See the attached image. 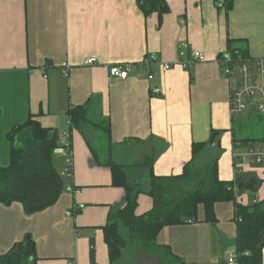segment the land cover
<instances>
[{
	"label": "crops",
	"instance_id": "crops-1",
	"mask_svg": "<svg viewBox=\"0 0 264 264\" xmlns=\"http://www.w3.org/2000/svg\"><path fill=\"white\" fill-rule=\"evenodd\" d=\"M165 2L167 11L146 16L137 0H0V146L6 145L10 160L8 132L35 114L43 126L59 130L61 144L66 134L71 137L69 183L75 188L34 214L20 202L0 203V254L31 237L37 264H92L93 239L95 262L109 264L103 227L126 196L113 185L109 159L125 165L130 180L143 186L138 214L153 206L143 157L153 156L156 175L180 174L193 157L194 142L207 143L201 155L217 161L222 180L240 174L261 181L254 194L240 191L238 201L264 200V159L255 162L248 154L264 146L253 141L264 134L248 131L252 121L264 130V115H233L230 84L218 61L230 39H245L252 61L264 58V0H235L232 9L224 0ZM184 42L204 51L207 60L163 72L161 63L176 61ZM152 53L158 62L143 66V57ZM89 57L98 63L85 65ZM119 62L133 64L125 79L109 74V66ZM85 103L91 121L71 130L68 110ZM95 123L110 124L108 159L99 156L85 131ZM0 159L10 162L1 153ZM66 163L63 147L57 148L56 166L62 171ZM79 204L84 207L67 214ZM215 212L216 223L204 221L201 208L199 221L164 227L158 242L185 264H227L237 235L235 207L218 202Z\"/></svg>",
	"mask_w": 264,
	"mask_h": 264
},
{
	"label": "trees",
	"instance_id": "trees-1",
	"mask_svg": "<svg viewBox=\"0 0 264 264\" xmlns=\"http://www.w3.org/2000/svg\"><path fill=\"white\" fill-rule=\"evenodd\" d=\"M224 1L227 9L234 7L235 0ZM137 3L146 16L156 11L161 15L168 10L165 0H137ZM228 50H238L241 56L251 60L245 39H230ZM249 112L264 115L254 109ZM67 113L71 130L91 121L88 103L73 106ZM95 126L104 129L109 138L110 124ZM7 137L11 144L10 162L7 166L0 165V203L20 202L27 214L55 204L66 187L72 185L69 183L72 172L70 177L63 176V170L55 164V150L64 146L68 160L72 161L71 137H68V146L62 145L59 130L43 126L35 114L15 125ZM134 141L138 138L125 139V142ZM253 141H264V137ZM206 145V142H194L192 159L186 163L183 172L176 175H156L153 156L147 154L143 157L140 164L150 170L147 194L152 198L153 206L142 214L137 213L139 195L144 191L141 183L130 180L125 165L109 159L113 185L124 188L126 194L124 206L111 210L103 227L109 264H138L145 254L159 258V264H185L170 246L158 242L159 233L169 225L199 221L201 208L204 221L216 223L215 206L218 202H233L235 207L237 235L233 246L237 264H264V200L253 198L245 205L237 199L240 191L254 194L261 181L256 178L246 180L240 174L233 181L222 180L217 161H207L198 167L196 158ZM93 153H96L94 149ZM123 227L126 229L124 233L121 231ZM90 252L92 264H97L93 239ZM37 261L35 242L31 237L0 254V264H37Z\"/></svg>",
	"mask_w": 264,
	"mask_h": 264
},
{
	"label": "built area",
	"instance_id": "built-area-1",
	"mask_svg": "<svg viewBox=\"0 0 264 264\" xmlns=\"http://www.w3.org/2000/svg\"><path fill=\"white\" fill-rule=\"evenodd\" d=\"M207 54L190 46L188 42L182 43L177 60L174 62H162L161 70L163 72L171 69L175 65L189 68L199 61H206ZM158 55L155 53L148 54L143 57L141 63L145 67H150L157 63ZM218 61L222 70L230 84V103L233 115H239L254 109L264 114V58H258L253 62L245 59L240 55L238 50H227L220 55ZM98 63L97 58L89 57L84 60L85 65H95ZM133 64L130 62H119L109 66V74L115 78H127L132 72ZM154 74H149V78H153ZM62 145L68 146V138L62 139ZM65 156L67 157L66 167L63 170V176H71L72 161L68 160L66 148L63 146ZM251 160L261 162L264 159V146L252 147L248 152ZM68 191H75L72 185L66 187ZM84 207V204L73 205L67 211L68 215H74L77 211ZM219 263V260H215ZM227 264H237L234 251H230L226 258ZM69 264H75L70 262Z\"/></svg>",
	"mask_w": 264,
	"mask_h": 264
},
{
	"label": "rangeland",
	"instance_id": "rangeland-1",
	"mask_svg": "<svg viewBox=\"0 0 264 264\" xmlns=\"http://www.w3.org/2000/svg\"><path fill=\"white\" fill-rule=\"evenodd\" d=\"M262 126H264V124ZM85 131H86L87 135H89V138L91 139V141H92V143L94 145L93 147L95 149H97V152H98L99 156L101 158H103V159H108V157H109V155H108V149H109L108 142H109V139H108L107 132L104 129H100V128H98V129H96V128L89 129V127H87V129ZM248 131H249V134L251 136H260V135L264 134L263 128L260 127L259 125H256V123L253 122V121H252V123H250ZM5 147H6V145L5 146H3V145L0 146L1 158H2V156L3 157L6 156V160H9V154L7 156V151L5 152V150H7V149ZM204 157L205 156H203L201 154L199 155V157L197 159V163H196L198 167H201L202 165H204L207 162V159L204 158ZM5 163H7V164H5ZM8 163L9 162H4V161H2L0 159V165H4L5 166V165H8ZM135 170H137V167L136 168H132V170L130 169L129 170L130 175L132 174V171H133V174H135V172H134ZM141 177H145V176H141ZM147 178L148 177L143 178L142 182L147 181ZM142 188H143V186H142ZM121 231L124 233L126 231V229L123 227L121 229ZM162 259H166V257H163ZM138 264H159V258L152 257V256H149L148 254H145V256L140 258V262Z\"/></svg>",
	"mask_w": 264,
	"mask_h": 264
}]
</instances>
